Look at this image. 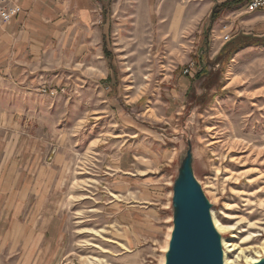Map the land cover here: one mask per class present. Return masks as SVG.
Masks as SVG:
<instances>
[{"label":"rangeland","instance_id":"rangeland-1","mask_svg":"<svg viewBox=\"0 0 264 264\" xmlns=\"http://www.w3.org/2000/svg\"><path fill=\"white\" fill-rule=\"evenodd\" d=\"M116 2L109 81L0 84V264L168 262L187 164L228 262L264 258V12L165 0L139 36Z\"/></svg>","mask_w":264,"mask_h":264},{"label":"crops","instance_id":"crops-1","mask_svg":"<svg viewBox=\"0 0 264 264\" xmlns=\"http://www.w3.org/2000/svg\"><path fill=\"white\" fill-rule=\"evenodd\" d=\"M126 1L125 8L134 14L133 21L129 22L138 28L139 36L142 28L147 33V12L151 22L161 12L160 29L165 20L162 7L165 0ZM240 1L213 0V9L224 3L241 7ZM18 5L20 13L0 29V84L8 85L14 92L18 87L24 90L32 86L41 88L49 75L66 74L65 69H71L72 72H68L71 75L100 76L102 81L113 76L117 59L113 32L119 25L115 21L116 0H19ZM239 13L238 16L246 14L245 10ZM210 17L211 14L209 25L214 31L220 18L211 24ZM171 24L170 21V25L163 24V27H171ZM168 33L173 40V30Z\"/></svg>","mask_w":264,"mask_h":264},{"label":"water","instance_id":"water-1","mask_svg":"<svg viewBox=\"0 0 264 264\" xmlns=\"http://www.w3.org/2000/svg\"><path fill=\"white\" fill-rule=\"evenodd\" d=\"M184 182L176 194L179 211L167 264H223L220 237L188 164L184 169ZM259 264H264V260Z\"/></svg>","mask_w":264,"mask_h":264},{"label":"built area","instance_id":"built-area-1","mask_svg":"<svg viewBox=\"0 0 264 264\" xmlns=\"http://www.w3.org/2000/svg\"><path fill=\"white\" fill-rule=\"evenodd\" d=\"M19 0H0V29H3L9 25L13 19L20 13L21 9L18 5ZM246 14L264 12V0H248L245 4ZM231 32H229V38L224 39V42H228L232 39ZM190 65H193L190 64ZM191 68V66H190ZM188 71H186L187 73Z\"/></svg>","mask_w":264,"mask_h":264},{"label":"bare ground","instance_id":"bare-ground-1","mask_svg":"<svg viewBox=\"0 0 264 264\" xmlns=\"http://www.w3.org/2000/svg\"><path fill=\"white\" fill-rule=\"evenodd\" d=\"M143 52V51H142ZM140 55V54H138ZM210 219H211V222H212V225L214 227V229L216 230V232L220 233V234H229V233H232L234 228H221L220 226H218L216 224V222H214V219H213V214L211 212L210 214ZM172 228V227H171ZM171 228L169 230H171ZM170 236V235H169ZM168 236V238H169ZM167 241V240H166ZM168 243V242H167ZM228 241L223 237V238H220V245H221V249H222V263L223 264H230L228 262V254L231 252L230 249H229V245L227 244ZM167 245V244H166ZM165 245V247H166ZM264 245V243H263ZM230 247L232 248L233 245H230ZM264 247H262L263 249ZM165 249V248H164ZM163 249V250H164ZM167 250V249H166ZM263 252H264V249H263ZM163 257V255H162ZM264 260L263 256H260L259 258H256V259H247L246 260V264H259L261 263L262 261ZM232 262V261H231ZM162 264H167V260H166V257L163 258V261H162Z\"/></svg>","mask_w":264,"mask_h":264},{"label":"trees","instance_id":"trees-1","mask_svg":"<svg viewBox=\"0 0 264 264\" xmlns=\"http://www.w3.org/2000/svg\"><path fill=\"white\" fill-rule=\"evenodd\" d=\"M247 1L248 0H242V1L239 2V4H242V3L245 4V2H247ZM232 5H233L232 3H224L223 5L216 6L213 9L212 15L210 17L211 24L215 23L222 16V14H223L224 11H226L228 9H231L232 8ZM210 28H211V26H210ZM106 55H109L108 52H106Z\"/></svg>","mask_w":264,"mask_h":264}]
</instances>
